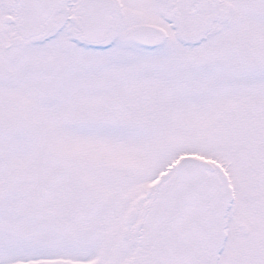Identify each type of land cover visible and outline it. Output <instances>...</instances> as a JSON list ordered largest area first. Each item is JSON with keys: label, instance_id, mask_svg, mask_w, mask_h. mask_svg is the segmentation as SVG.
I'll use <instances>...</instances> for the list:
<instances>
[{"label": "snow or ice", "instance_id": "6c2138e0", "mask_svg": "<svg viewBox=\"0 0 264 264\" xmlns=\"http://www.w3.org/2000/svg\"><path fill=\"white\" fill-rule=\"evenodd\" d=\"M0 264H264V0H0Z\"/></svg>", "mask_w": 264, "mask_h": 264}]
</instances>
